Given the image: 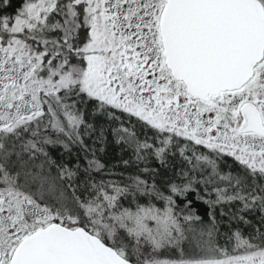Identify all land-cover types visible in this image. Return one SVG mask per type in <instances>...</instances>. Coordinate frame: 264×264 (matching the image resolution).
Listing matches in <instances>:
<instances>
[{"label":"snow or ice","instance_id":"obj_1","mask_svg":"<svg viewBox=\"0 0 264 264\" xmlns=\"http://www.w3.org/2000/svg\"><path fill=\"white\" fill-rule=\"evenodd\" d=\"M0 264H264V0H0Z\"/></svg>","mask_w":264,"mask_h":264},{"label":"trees","instance_id":"obj_2","mask_svg":"<svg viewBox=\"0 0 264 264\" xmlns=\"http://www.w3.org/2000/svg\"><path fill=\"white\" fill-rule=\"evenodd\" d=\"M13 5H18L20 3V0H12ZM8 12H12L13 8H8L7 9ZM89 113H92V109L89 107L88 109ZM117 115H119V113H117ZM90 120H93L96 124L98 125H102L104 127H109V124H111V127H115L116 125L114 123H111L109 121H106L105 118L103 117H99V116H95L90 115L89 116ZM124 119H126V117H124ZM133 123H135V121H133ZM137 131L138 134L141 135V138H143V135L146 134L147 136L151 137L153 136V132L148 130V129H143L141 130L139 128V125H137ZM63 150L61 148H54L51 149L52 155L59 159L60 158V154ZM200 151H203V149H200ZM75 152V150H74ZM98 155L102 158V160L108 164V165H112L114 163H118L119 161H121L122 159H129L130 158V151H122L121 150V146L117 145L114 142V139L112 137L111 134H109L107 136V143L105 145V149L102 153H98ZM64 159H69V157L67 156V154L64 155L63 157ZM169 164L171 167L164 169V168H160L159 165L157 164V162L153 159L150 161L149 166L152 168H158L159 169V174L157 175V181L158 182H162L164 180H167L169 178H173V172L174 170L179 169V167L182 166V161L180 156L177 154L175 157H170L169 158ZM220 167L223 171H227L230 168L234 169L236 166L233 163L231 158H224L220 161ZM131 170V169H130ZM200 195L203 196V189L201 188L200 190ZM188 199L192 201V210L194 211V213L196 215H199L201 217H204L205 222H207V216H206V212L209 208L208 204L204 203L202 200H198L196 198V194L192 193L188 196ZM207 199V197H206ZM183 206V205H181ZM216 212H219V209H216ZM218 219L219 216L217 217ZM221 231L222 232H227L228 229L226 227H224L223 223L221 224Z\"/></svg>","mask_w":264,"mask_h":264}]
</instances>
